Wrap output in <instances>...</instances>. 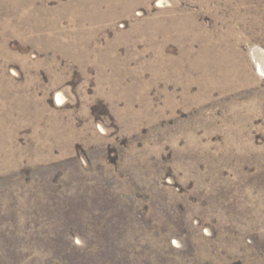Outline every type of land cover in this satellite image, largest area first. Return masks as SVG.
Segmentation results:
<instances>
[{
    "label": "rangeland",
    "instance_id": "rangeland-1",
    "mask_svg": "<svg viewBox=\"0 0 264 264\" xmlns=\"http://www.w3.org/2000/svg\"><path fill=\"white\" fill-rule=\"evenodd\" d=\"M259 51L264 0H0V264H264Z\"/></svg>",
    "mask_w": 264,
    "mask_h": 264
},
{
    "label": "bare ground",
    "instance_id": "bare-ground-1",
    "mask_svg": "<svg viewBox=\"0 0 264 264\" xmlns=\"http://www.w3.org/2000/svg\"><path fill=\"white\" fill-rule=\"evenodd\" d=\"M121 1V0H120ZM89 2V1H88ZM105 2V1H104ZM35 3V2H34ZM71 3V2H70ZM76 3V2H75ZM130 3V2H129ZM127 5V4H126ZM77 6V5H76ZM100 6V5H99ZM112 6V5H111ZM129 6V5H128ZM87 7V6H86ZM95 7H96V5H95ZM103 7V6H102ZM85 8V7H84ZM94 8V7H93ZM97 8V7H96ZM79 11V10H78ZM84 11V10H83ZM86 11V10H85ZM91 11V10H90ZM90 11H87V12H89L90 13ZM99 11V10H98ZM81 12V11H80ZM79 12V13H80ZM107 12V11H106ZM16 14V13H15ZM86 14H88V13H86ZM85 14V15H86ZM101 14V13H100ZM171 14V13H170ZM83 17V16H82ZM167 20V19H166ZM85 21V20H84ZM99 21V20H98ZM92 23V22H91ZM177 27V26H176ZM93 30V29H92ZM227 46V45H226ZM209 50V49H208ZM260 50V49H259ZM211 53V52H210ZM229 54V53H228ZM257 54V57H258V59H260L262 62H263V64L262 65H260V72H261V74L264 76V52L262 53L261 51H259V52H257L256 53ZM208 56V55H207ZM223 56V55H222ZM256 56V55H255ZM210 57H212V56H210ZM217 59V58H216ZM225 59V58H224ZM256 59V58H255ZM240 60V59H239ZM257 60V59H256ZM218 61V60H217ZM261 61H258L257 60V62H261ZM205 62V61H204ZM211 62V61H210ZM221 62V61H220ZM241 62V61H240ZM204 64V63H203ZM202 64V65H203ZM220 64V63H219ZM237 64V63H236ZM212 65V64H211ZM217 66V65H216ZM222 66V65H221ZM237 66V65H236ZM212 67V66H211ZM200 68V67H199ZM207 68V67H206ZM217 68V67H216ZM234 70V69H233ZM208 71V70H207ZM235 71V70H234ZM243 71V70H242ZM202 75V74H201ZM235 79V78H234ZM212 81V80H211ZM211 85V84H210ZM58 100L59 101H61L62 100V97L60 96V95H58Z\"/></svg>",
    "mask_w": 264,
    "mask_h": 264
}]
</instances>
